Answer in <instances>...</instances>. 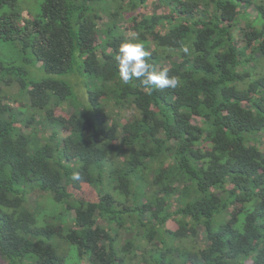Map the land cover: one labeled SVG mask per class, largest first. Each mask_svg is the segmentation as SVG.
Listing matches in <instances>:
<instances>
[{
  "label": "trees",
  "instance_id": "obj_1",
  "mask_svg": "<svg viewBox=\"0 0 264 264\" xmlns=\"http://www.w3.org/2000/svg\"><path fill=\"white\" fill-rule=\"evenodd\" d=\"M31 6L0 0V264H264V0ZM127 41L177 86L124 84Z\"/></svg>",
  "mask_w": 264,
  "mask_h": 264
},
{
  "label": "clouds",
  "instance_id": "obj_2",
  "mask_svg": "<svg viewBox=\"0 0 264 264\" xmlns=\"http://www.w3.org/2000/svg\"><path fill=\"white\" fill-rule=\"evenodd\" d=\"M183 50L187 51L186 48ZM149 56V52L145 50L142 43L122 42L114 57L120 80L127 84L135 79L149 94L153 90L174 89L178 83L177 78L170 77L166 69L156 71L148 62ZM72 178L78 180L80 177L78 173H74Z\"/></svg>",
  "mask_w": 264,
  "mask_h": 264
},
{
  "label": "rangeland",
  "instance_id": "obj_3",
  "mask_svg": "<svg viewBox=\"0 0 264 264\" xmlns=\"http://www.w3.org/2000/svg\"><path fill=\"white\" fill-rule=\"evenodd\" d=\"M30 5L34 6L35 5V1L36 0H26ZM31 6V7H32ZM73 70H74V75H62V76H57L55 77L58 80H61L65 83H67L68 85H70L73 89L75 87L80 86L81 84H84L87 80V78L84 76V74L82 72H79L78 69V65L77 63H74L73 65ZM264 70L260 69L256 71L257 74H261L263 73ZM82 198H89V199H95V192L94 190L90 187V186H85L84 189L81 192ZM41 201H43L42 204H44L46 206V208L48 209V212L46 211V214L51 213V211L53 210V207H51V204L49 203V200L47 197H42ZM170 229H174V225H170ZM186 246H189L186 244Z\"/></svg>",
  "mask_w": 264,
  "mask_h": 264
}]
</instances>
